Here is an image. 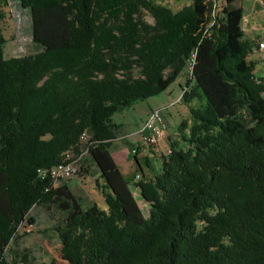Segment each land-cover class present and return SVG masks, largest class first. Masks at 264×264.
<instances>
[{"label": "trees", "instance_id": "16d2710c", "mask_svg": "<svg viewBox=\"0 0 264 264\" xmlns=\"http://www.w3.org/2000/svg\"><path fill=\"white\" fill-rule=\"evenodd\" d=\"M211 2L174 13L155 0H19L39 51L10 59L0 9V264L35 205L63 216L49 264H264V76L248 60L257 47L242 8L226 0L209 28ZM187 66L189 119L158 166L146 162L137 198L110 153L113 116ZM87 132L106 211L38 178L79 157Z\"/></svg>", "mask_w": 264, "mask_h": 264}, {"label": "rangeland", "instance_id": "374dc122", "mask_svg": "<svg viewBox=\"0 0 264 264\" xmlns=\"http://www.w3.org/2000/svg\"><path fill=\"white\" fill-rule=\"evenodd\" d=\"M155 1L168 7L174 13L190 5L188 0ZM211 3L212 10L215 12H221L225 5V2ZM0 9L4 15L1 23L2 34L6 41L3 49L4 58H19L37 53L39 49L31 38L29 13L20 7L19 0H4L0 3ZM214 16L213 13H209L208 26L213 23ZM143 20L148 24H153L152 18L147 14L144 15ZM261 37L257 35L254 40L257 48L253 49V53L248 58L254 65L256 77L264 76V51L258 49L259 44L264 47V41H260ZM188 79H190L189 66L164 93L113 116L114 123L121 125V128L111 144L110 153L118 167L125 173L126 179L131 181V189L137 198L138 192L134 183L151 175V170L146 164L148 163L152 167L158 166L160 156L168 151L167 138L170 137L172 140L177 138V129L180 123L189 119L188 108L182 100V94L188 87L186 84ZM155 109H161L164 113L165 133L154 149L140 147L136 150L140 146V132L144 122L148 114ZM87 152L85 147V152L80 159H74L72 177L59 181L58 184L66 183L71 188L82 209L96 204L100 209L106 211L107 207L100 189L104 182ZM138 204L146 215V205L140 200ZM62 220V214L54 208L33 206L28 213L27 220L20 226L8 244L5 251L7 263L49 264L55 257L59 246L56 228L62 224Z\"/></svg>", "mask_w": 264, "mask_h": 264}, {"label": "built area", "instance_id": "2783aa9c", "mask_svg": "<svg viewBox=\"0 0 264 264\" xmlns=\"http://www.w3.org/2000/svg\"><path fill=\"white\" fill-rule=\"evenodd\" d=\"M226 0H217V3H224ZM209 13H213L217 18L221 15L222 12H215V10H210L208 8ZM212 25H209V28ZM260 50L264 51V47H261ZM166 130V124H165V118L164 113L161 109H155L152 110L144 122V125L140 132V146L136 148L142 147L145 149L148 148H155L154 146V137H157L159 134H164ZM90 134L87 132L86 136L84 138H80V156L77 158H74L71 153H66L65 156H63L62 161L47 169V170H38V178L40 180L43 179H51L54 181H62L67 180L70 177H72L74 173V159L77 160L78 158L82 156V154L85 152V147H87V143L89 140Z\"/></svg>", "mask_w": 264, "mask_h": 264}, {"label": "crops", "instance_id": "0c3cea01", "mask_svg": "<svg viewBox=\"0 0 264 264\" xmlns=\"http://www.w3.org/2000/svg\"><path fill=\"white\" fill-rule=\"evenodd\" d=\"M188 1L191 3V0ZM236 5L241 7L243 10V19H242L241 27L244 34V38L248 40L252 39L251 41H254L256 40L258 35V36H262L260 41L261 40L264 41V4L262 3V1L236 0ZM169 139L170 137L167 138V141H169ZM120 171L125 176V173L122 172L121 169Z\"/></svg>", "mask_w": 264, "mask_h": 264}, {"label": "bare ground", "instance_id": "6f19581e", "mask_svg": "<svg viewBox=\"0 0 264 264\" xmlns=\"http://www.w3.org/2000/svg\"><path fill=\"white\" fill-rule=\"evenodd\" d=\"M213 3H217V0H211ZM217 5V4H216ZM164 134H159L157 137H154V146L158 144V142L162 139ZM86 133H83L81 138H84ZM65 156V155H64Z\"/></svg>", "mask_w": 264, "mask_h": 264}]
</instances>
